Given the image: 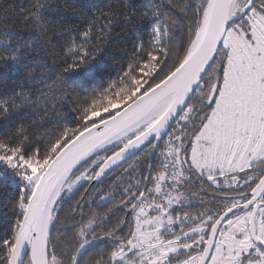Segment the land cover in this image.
Listing matches in <instances>:
<instances>
[{
	"label": "snow or ice",
	"instance_id": "obj_1",
	"mask_svg": "<svg viewBox=\"0 0 264 264\" xmlns=\"http://www.w3.org/2000/svg\"><path fill=\"white\" fill-rule=\"evenodd\" d=\"M0 264H264V0H0Z\"/></svg>",
	"mask_w": 264,
	"mask_h": 264
},
{
	"label": "trees",
	"instance_id": "obj_2",
	"mask_svg": "<svg viewBox=\"0 0 264 264\" xmlns=\"http://www.w3.org/2000/svg\"><path fill=\"white\" fill-rule=\"evenodd\" d=\"M98 2H107V0H98Z\"/></svg>",
	"mask_w": 264,
	"mask_h": 264
}]
</instances>
